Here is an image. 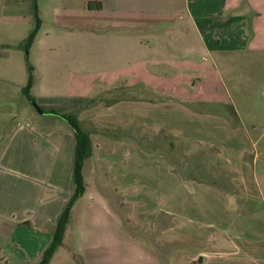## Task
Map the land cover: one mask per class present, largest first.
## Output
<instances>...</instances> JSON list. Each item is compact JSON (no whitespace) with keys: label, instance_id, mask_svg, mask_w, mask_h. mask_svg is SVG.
<instances>
[{"label":"crops","instance_id":"0c3cea01","mask_svg":"<svg viewBox=\"0 0 264 264\" xmlns=\"http://www.w3.org/2000/svg\"><path fill=\"white\" fill-rule=\"evenodd\" d=\"M89 1L102 5L89 9L101 18L86 25L83 46L97 53L51 61L64 84L35 94L46 110L76 114L92 140L71 253L84 264H264V229L244 214L255 140L223 112L233 106L217 84L222 71L258 61L248 50L264 46V0H194L192 11ZM172 143L217 148L240 191L229 199L217 185L187 179ZM3 151L19 165L8 167L0 195V264H37L74 190L75 135L65 119L36 109Z\"/></svg>","mask_w":264,"mask_h":264},{"label":"rangeland","instance_id":"374dc122","mask_svg":"<svg viewBox=\"0 0 264 264\" xmlns=\"http://www.w3.org/2000/svg\"><path fill=\"white\" fill-rule=\"evenodd\" d=\"M90 2L92 7H96V1L89 0H0L3 16L0 19V195L10 182L6 175H13L8 167L17 168L19 165V159L11 153L3 156L9 135L20 122L26 120L27 113L37 109L23 93V87L29 80V66L33 68L32 94L35 96L46 85L53 87L54 83L59 87L64 84V79L52 76L51 61L77 58L88 53V50L92 54L97 53L98 46H83L90 39L84 30L86 25L101 18V14L89 10L95 9L89 7ZM193 2L156 0L155 5L164 10L181 6L192 11ZM34 29L37 32L28 45V37ZM248 51L251 59L258 61H251L250 68L237 69L233 75L222 71V79L220 77L217 84L220 97L229 100L237 113L232 107L223 112L234 123L247 129L255 140V147L249 153L252 157H246L252 167L245 189L250 205L244 214L252 226L264 229V46L259 51H253V47ZM91 89L96 94L99 86L92 85ZM35 99L39 105L37 97ZM49 110L52 108L49 107ZM148 150L149 154L156 153L154 149ZM171 156L180 168L184 165L187 167L188 172L184 175L187 179L196 178L217 185L228 193L229 199L240 191L232 181L235 173L228 162L219 156L217 148L204 149L189 143H172ZM196 166L198 172L193 173ZM152 207L156 210L160 208L157 205ZM70 242L71 238L68 237L66 245L55 253L52 264H79L70 251ZM15 256L22 257L21 253Z\"/></svg>","mask_w":264,"mask_h":264},{"label":"trees","instance_id":"16d2710c","mask_svg":"<svg viewBox=\"0 0 264 264\" xmlns=\"http://www.w3.org/2000/svg\"><path fill=\"white\" fill-rule=\"evenodd\" d=\"M90 8L101 9L102 5L97 2L96 7H92V3L89 4ZM37 29H34L28 37V45H30L35 37ZM34 85L33 68L29 66V80L25 87H23V93L31 103H36L35 96L32 94V87ZM38 105V104H37ZM43 111L49 114L57 115L65 119L70 125L75 135V152H74V168H73V183L74 190L71 197L66 202L61 214L59 215L57 225L53 232V238L49 246L45 249L43 256L37 264H49L58 249L66 244V239L70 237L73 229V212L77 201L84 195L86 190V182L83 175L84 161L93 154V145L90 137V133L83 130L80 125V120L76 114L67 113L62 114L56 110H46L38 105ZM71 247V246H70ZM72 250V248H70ZM77 259L79 264H84L82 257L76 253H72Z\"/></svg>","mask_w":264,"mask_h":264},{"label":"water","instance_id":"95a60500","mask_svg":"<svg viewBox=\"0 0 264 264\" xmlns=\"http://www.w3.org/2000/svg\"><path fill=\"white\" fill-rule=\"evenodd\" d=\"M35 107L37 108V110L41 113H46L45 111H43L36 103H34Z\"/></svg>","mask_w":264,"mask_h":264}]
</instances>
